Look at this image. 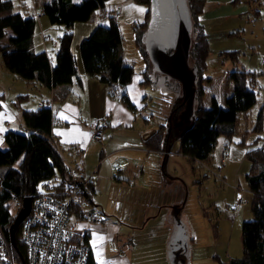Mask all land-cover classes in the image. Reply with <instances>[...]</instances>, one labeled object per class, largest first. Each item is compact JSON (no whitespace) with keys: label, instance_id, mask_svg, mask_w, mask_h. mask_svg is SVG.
Segmentation results:
<instances>
[{"label":"trees","instance_id":"16d2710c","mask_svg":"<svg viewBox=\"0 0 264 264\" xmlns=\"http://www.w3.org/2000/svg\"><path fill=\"white\" fill-rule=\"evenodd\" d=\"M108 1L110 0L43 2L42 14L49 24L64 26L67 30L59 39L52 63L46 52H34L32 49L37 18L13 12L14 5L11 0H0V54L5 68L28 85L38 82L48 89L69 85L74 79L80 82L77 60L72 52L73 34L70 30L77 23L91 21L97 11L105 10ZM133 1L147 7L143 23L133 24L136 47L145 63L141 74L147 87L150 84L148 67L151 64L143 44V34L150 16L149 0ZM205 4L206 0H188L193 22L192 38L194 35L189 61L193 63L196 93L191 123L178 136V153L189 160L193 167L209 160L219 138L231 143L234 137L240 136V145L253 147L260 141L261 137L258 135L263 132L261 111L253 126H241L242 119L256 104L254 87L257 73L236 67L228 77L233 88L231 95L225 99V107H220L215 99H211L210 107L203 106V86L210 84L211 80L207 62L210 54L209 41L198 21V17L204 13ZM79 56L84 73L107 85L112 94L120 93L119 100L133 111L134 106L123 91L132 82L135 72L125 62L123 36L115 16H109L108 26L95 27L80 42ZM220 56L230 58L236 63L233 53ZM174 82L180 89V85ZM2 101L3 95H0V109ZM40 105L36 110L22 111L27 133L8 130L4 134L5 147L0 148V230L9 244V228L16 217L11 210V200L17 198L22 206L24 197L41 194L37 188L40 182H47L57 176L65 181L67 166L52 135L54 113L50 106ZM174 106L167 123L159 125L145 140L149 151L161 152L168 147L173 132L172 120L183 110L180 95ZM253 134L257 136L248 142V137ZM261 140V145L250 149L245 155L250 164L245 181L252 195L253 218L241 223L243 256L241 259L232 260L230 264H264V138ZM14 238L17 252L22 259H26V247L21 240V225L16 229ZM74 238L75 242L88 245L87 236L76 233ZM84 264H96L89 248Z\"/></svg>","mask_w":264,"mask_h":264},{"label":"crops","instance_id":"0c3cea01","mask_svg":"<svg viewBox=\"0 0 264 264\" xmlns=\"http://www.w3.org/2000/svg\"><path fill=\"white\" fill-rule=\"evenodd\" d=\"M48 1L50 0H32L34 6H39L34 12L37 22L40 21L41 24H43V19L47 21L46 23H49L42 14L41 8L43 2ZM108 2L110 3L109 6L112 5L113 7L109 12L115 16L117 22H120L124 15L125 17L127 15L132 27L134 23L141 24L145 20L147 7L144 5L136 4L133 0H110ZM234 2L236 0H206L204 13L198 17L204 31H207L203 24L206 14L213 9L215 11L214 17L232 14L233 11L229 10V5ZM222 10H227V12L222 13ZM10 33L8 32V34ZM32 43L34 52L44 51L50 57L45 47H42L41 42L34 39V36ZM72 52L75 56L73 41ZM125 57L124 50V59ZM50 60L52 63L54 62V58L50 57ZM214 63L218 64L217 62ZM143 64L145 68L144 61ZM232 65L233 68L226 70L224 76L219 80V85L225 84L223 90L222 86L217 88L218 81L213 77L210 84L203 86L204 97L202 103L205 108L207 102L210 104L211 99H215L220 107H225V99L231 95L233 88L232 83L227 78V75L235 69L234 64ZM77 68L80 82L74 79L69 85L51 89L41 86L38 82L31 85L27 84V89L34 88L39 91L41 99L36 93L34 96L19 93L15 95L14 93L16 98L15 116L12 117L13 115L4 106L0 109V148L5 147L4 134L8 130L27 133L22 119L23 110H36L40 104L50 106L54 113L52 135L65 165L67 167H78L85 177L91 178L90 191L92 194L96 192L95 180L101 166L103 164L108 165L111 178L119 181L123 188L128 189L127 193L131 199L117 198L120 199L115 201L117 207L110 208L112 212L106 214L102 208L98 210L99 206L90 197L91 206L102 213L105 219L102 222H75L77 226L76 233L80 236H87V246L92 252L95 263L151 264L153 262L152 264H171V262L165 260L168 254L171 253L170 236L173 237L174 235H171L169 229L164 237H162L163 229L153 230L151 233L138 236L131 232L135 229L145 228L148 224L157 223L163 219V215L169 221V224L174 222L177 226V219L180 222L183 221L181 211L185 206L182 200L175 199L176 194L168 196L164 193L161 186V181L164 180L162 175H165L164 159L163 163L160 161L161 163L156 165L157 169L153 164V169L157 173L153 180L156 185L152 186V189L145 177L150 156L153 153L167 154V150L154 152L149 151L145 146V140L156 130H147L146 127L148 117L145 115L146 112L150 111L147 110L154 102V97L152 96L153 91L149 90L150 86L146 87L144 84L141 74L143 70L133 76L132 82L123 91L134 106L132 111L119 100L120 93L117 95L112 94L107 85L100 83L97 78L87 76L78 60ZM254 91L256 92V104L242 119L241 126L242 128L245 124L253 126L258 113L261 111L264 129V78L256 77ZM0 95H3V93H0ZM20 96H22V99ZM92 123H97L103 131L104 141H102L104 143H101V141V145L92 138L90 127ZM14 126L20 129H13ZM105 132H109L108 135ZM262 133L258 135L261 139H263ZM256 136L257 134L250 135L248 142L254 140ZM221 139L223 147L215 155L213 151L207 163L211 164L215 159L217 166L221 168V172L223 171L222 167L228 164L236 166L238 169L236 173L240 171L246 174L250 164L246 161L245 155L250 149L256 148L261 143L258 141L256 146L251 147L240 145V136L234 137L231 143L226 142L223 138ZM100 149L99 157H97ZM158 165H160V170ZM116 173L119 174L116 175ZM223 178L225 179V177ZM161 240L164 251L159 254L161 251L158 252L159 248L157 246H159L158 242ZM146 251L150 252L148 258L144 255ZM149 259H153V261H148Z\"/></svg>","mask_w":264,"mask_h":264},{"label":"rangeland","instance_id":"374dc122","mask_svg":"<svg viewBox=\"0 0 264 264\" xmlns=\"http://www.w3.org/2000/svg\"><path fill=\"white\" fill-rule=\"evenodd\" d=\"M11 1L14 5L13 12H20L26 17L35 16L34 11L37 10V7L39 8V6L33 5L32 0ZM109 4V2L106 4L104 11H97L91 21L77 23L70 30L73 34V51L80 66L82 64L79 56V44L95 27L109 25V16L111 15L109 10L113 9L112 5L109 6ZM229 6V10L233 11L232 14L214 17L215 11L213 9L205 15L203 23L207 30L205 33L208 37L210 49L207 61L208 73L211 76L210 83L212 77L216 78L218 81L217 88L222 86V90L225 84L219 85V80L224 76L226 70L233 68L232 64H234L230 58L220 56L224 53L235 55V68H243L248 72L257 73L258 78H264V75L261 74L264 65V0H236ZM221 12L224 13L227 10ZM122 17L118 23L123 36V48L126 53L125 62L134 68L135 75H137L144 69L143 60L136 47V34L132 24H130L127 15ZM46 22L44 19L43 24L40 21L37 22L34 39L41 42V46L45 47L53 59L59 46V39L67 30L64 26L51 25ZM54 43H56L55 46ZM189 64L192 67V61ZM148 74L150 83L148 87L150 86L149 90L153 91L154 102L147 110L150 111L146 112L145 115L148 117L146 127L147 130L155 131L159 125L167 123V118L175 107L177 97L180 95V89L174 81L154 73L151 65L148 67ZM27 87L26 82L5 69L0 54L2 106L13 115L12 117L16 114L15 95L19 93L34 96L36 93L39 96L38 90L34 88L27 89ZM39 99H41V96H39ZM206 107H210L209 102H207ZM181 112L174 116L172 120L173 132L166 148L167 154L163 153L164 156L153 153L148 160L145 174L147 183L152 189V186L156 185L153 180L157 173L153 167L158 163H163L164 159L165 175H162L164 180L161 181L164 193L168 196L176 194L175 199L179 198L185 205L181 211L183 217L181 222L185 227V233L181 238L184 236L187 239V251L181 252L179 256L169 253L165 260L166 262L168 260L171 264H230L232 260L241 259L243 256L241 223L253 218L251 210L252 195L245 181V173L243 174L240 171L236 173V170L238 171L236 166L226 164L222 167L223 171L218 175L217 171L220 167L217 166L215 159L211 164L207 162L197 163L193 167L189 160L182 157L178 153V136L189 125V122H183ZM15 127L17 126H14L13 129H20ZM108 133L105 132L107 135ZM263 133L262 137L264 138ZM103 141L96 142L100 144V142L104 143ZM259 142L262 144L263 141L260 140ZM221 144L222 139L219 138L214 155L223 147ZM100 151L101 149L97 157H99ZM158 166L160 170V165ZM118 174L116 173V175ZM111 177L109 166L103 164L96 177V182L94 181L96 192L92 194L90 191L93 202L99 206L98 210L102 208L106 214L112 212L110 208L117 207L115 201L120 200L117 198L131 200L127 193L128 189L123 188L119 181H115ZM46 183L48 182L38 184L37 188L40 193L45 192L44 185ZM237 190L243 194L245 199V203L241 207H237L235 203V192ZM160 229L164 231L162 237L166 236L168 229L172 235L176 231V223L169 224V221L163 215V219L157 223L148 224L145 228L135 229L131 232L138 236ZM171 238L172 236H170ZM158 243V252L161 251L159 254H162L164 251V248H162L163 242L161 240ZM149 253V251L144 253L146 258L149 257ZM153 259L148 261L152 262Z\"/></svg>","mask_w":264,"mask_h":264},{"label":"built area","instance_id":"2783aa9c","mask_svg":"<svg viewBox=\"0 0 264 264\" xmlns=\"http://www.w3.org/2000/svg\"><path fill=\"white\" fill-rule=\"evenodd\" d=\"M90 127L92 138L102 141L103 131L98 124L92 123ZM217 173L220 175V168ZM47 182L44 193L30 197L29 215L21 223V240L26 247V259L23 258L22 263L0 230V264L85 263L88 247L75 242V222L92 223L105 219L102 213L91 206V178L85 177L78 167H67L65 181L57 176ZM235 203L237 207L245 203L243 194L238 190L235 192ZM10 205L14 215L22 207L17 198H13Z\"/></svg>","mask_w":264,"mask_h":264},{"label":"water","instance_id":"95a60500","mask_svg":"<svg viewBox=\"0 0 264 264\" xmlns=\"http://www.w3.org/2000/svg\"><path fill=\"white\" fill-rule=\"evenodd\" d=\"M149 20L143 34V44L154 73L180 85L183 102L181 117L189 124L193 118L196 93L195 73L189 64L192 47L193 22L188 0H149ZM189 126V125H188ZM31 198L24 197L22 207L9 228V242L17 252L14 234L30 212ZM184 226L177 219L176 231L170 241L172 254L186 252ZM23 263V260H22Z\"/></svg>","mask_w":264,"mask_h":264}]
</instances>
